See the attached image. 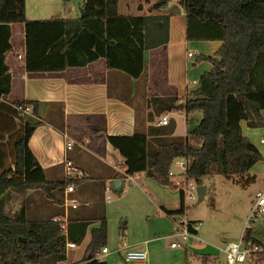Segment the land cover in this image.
Returning <instances> with one entry per match:
<instances>
[{"label": "trees", "instance_id": "trees-1", "mask_svg": "<svg viewBox=\"0 0 264 264\" xmlns=\"http://www.w3.org/2000/svg\"><path fill=\"white\" fill-rule=\"evenodd\" d=\"M167 1L152 0L150 7ZM177 1L183 8L186 39H216L220 44L211 55L195 56L209 61L210 68L184 97L151 100L162 102L159 115L180 106L186 112L199 111V118L188 125L185 137L170 135L172 125L167 123L150 126L148 132L106 134V140L117 150L125 173L143 172L161 184H171L167 170L177 156L187 158L185 174L196 183L210 168L232 180L242 178L243 184L252 181L248 168L264 155L242 133L240 120L248 127H264V0ZM116 4L117 0H81L79 16L26 18L24 0H0V264H55L64 259L58 222L52 216L28 219L22 205L8 214L2 195L8 189L19 193L35 189L55 201V191L61 193L66 184L82 178L47 179L28 148L27 139L40 123L39 102L6 99L10 74L4 52L10 47L9 24H23L27 71L60 70L102 56L107 68L137 77L144 72V50L167 40L169 14H120ZM22 104L30 105L29 113L16 108ZM182 209L179 189V206L164 212L172 215ZM96 219L82 257L70 264H106L96 256L105 243V218L101 214ZM88 223L84 218H67L66 238L79 242ZM242 238L264 246L248 226L243 227ZM260 256L264 261V252ZM201 257L203 264L210 258Z\"/></svg>", "mask_w": 264, "mask_h": 264}, {"label": "crops", "instance_id": "crops-1", "mask_svg": "<svg viewBox=\"0 0 264 264\" xmlns=\"http://www.w3.org/2000/svg\"><path fill=\"white\" fill-rule=\"evenodd\" d=\"M26 1L24 0L26 18L72 17L53 15L50 13L52 7H46L44 4L41 8L32 7L28 10ZM40 2L43 3V0ZM151 2L152 0H120L121 11L117 10L116 4V10L120 14H169L167 40L144 50V72L137 77L107 68L102 56L83 65H69L60 70L27 71L24 68L23 24H9L10 47L4 52V62L10 74V89L6 99H35L39 102L37 118L40 123L33 128L27 139L28 148L43 168L47 179L63 176L64 157L84 174L73 186L72 194L77 198L78 204L69 208L67 218H84L88 219L89 223L82 239L74 242L73 247L67 248L64 251V259L55 264H70L82 257L89 239V228L98 224L96 218L99 215L103 214L105 217L104 203L109 199L104 198L103 187L110 185L114 191L120 189L118 197L131 187L122 183L126 177L122 159L106 140V134L148 132L150 126L165 125L157 123V111L162 102L151 98L184 97L186 92L196 87L199 75L210 68L209 61L195 60V56L211 55L220 44L216 39H186L183 8L177 0H168L158 8H151ZM67 9L69 8L66 7ZM44 12H49V15L42 17ZM17 54L21 57H17ZM179 101L181 99L177 102ZM163 112L168 113L167 123L172 125L170 135L182 137H185L188 125L200 116L199 111L186 112L180 106ZM242 123L244 127L241 126ZM240 128L264 155V127H248L245 120L241 119ZM65 140L72 142L71 148H64ZM247 174L254 177L256 174L264 176V159L254 162L248 168ZM130 177L127 178L136 179L143 184L148 176L143 172H134ZM20 195L23 199L21 205L28 219L63 215L60 192H54L55 201L47 199L35 189H27ZM166 209L170 208L160 205L161 211ZM167 215L169 218L173 216ZM251 229L254 233V228ZM260 238L264 239V236ZM130 240L128 246L146 250L144 240ZM79 246L82 247L78 249ZM220 248L221 246H218L217 250L221 251ZM217 250L207 249L201 255H209L219 262ZM105 256L106 254L101 258L108 264ZM147 263L165 264L153 262L148 257ZM39 264L50 263L42 261ZM171 264L180 263L173 261Z\"/></svg>", "mask_w": 264, "mask_h": 264}, {"label": "rangeland", "instance_id": "rangeland-1", "mask_svg": "<svg viewBox=\"0 0 264 264\" xmlns=\"http://www.w3.org/2000/svg\"><path fill=\"white\" fill-rule=\"evenodd\" d=\"M26 2L28 10L32 7L41 8L44 4L46 7H52L50 13L53 15H75L71 0H65L64 3L62 0H43V3L40 0H35V2L27 0ZM119 2L120 0L117 3V10L121 11ZM66 7L69 9L66 10ZM48 13L44 12L41 15L44 17L49 15ZM241 126L244 127V123ZM210 165L213 166V164ZM170 169L173 173L172 176L169 175L171 184H161L150 177L140 184V181L136 179L129 180L124 177L123 185L131 187L125 190L121 197H118L120 189L114 191L110 185L109 190L104 192V198L106 194L110 196L109 201L104 203L106 232L104 245L109 250L105 256L108 264H126L121 258L120 251H116L120 239L125 240L127 244L130 243V239L144 240L147 257L153 262L171 264L174 261L180 264H203L201 253L207 249L217 250V247H222L226 241H236L240 237L243 227L247 224L245 217L255 191L264 187L263 175L256 174L252 181L244 184L242 178L234 177L236 179L232 180L213 171L212 168L201 176L198 184L205 186L201 197L197 199L195 189L192 198H186L183 195V213H173V217L176 216V218L185 213L186 218L197 222L196 235L198 238L187 237L185 251L181 245L172 249L168 246L169 240L174 237L170 235L173 222L164 211L160 210V205L170 209L179 206L178 186L181 181L179 185L174 183V180L178 179L175 176L178 168L170 164ZM6 192L2 195L1 202L5 211L12 214L22 204L23 199L21 193L13 189H8ZM253 228L256 235L264 236L262 221L255 222ZM194 242L197 243L194 244ZM81 247L79 246L78 249ZM217 251L220 256L219 264H226L223 253ZM208 261L213 263L216 260L209 258ZM234 264L250 263L245 260Z\"/></svg>", "mask_w": 264, "mask_h": 264}, {"label": "built area", "instance_id": "built-area-1", "mask_svg": "<svg viewBox=\"0 0 264 264\" xmlns=\"http://www.w3.org/2000/svg\"><path fill=\"white\" fill-rule=\"evenodd\" d=\"M17 57H21L20 54H17ZM16 108L20 110V112L29 113L30 112V105L29 104H22L16 105ZM168 113L162 112L157 119L158 124H166L168 122ZM72 146V142L69 140L64 141V148L69 149ZM63 163V177L75 178L79 179L84 177V174L81 170L75 167L71 161L67 158L62 159ZM170 164H173L175 167L178 168L175 176L178 179L174 180L176 185L181 184L178 186V189L181 190L182 197L192 198L194 196L193 190L195 189L196 183L192 181V178H189L185 174V168L187 164V158L184 156H177L174 157ZM125 173V172H124ZM126 177L131 178V174L125 173ZM167 174L173 175L170 165L167 170ZM73 182H69L62 188L61 192V202L63 206V215L61 216H52L51 219L58 222L59 230L64 238V251L67 248L73 247L74 242L68 240L66 238V221H67V212L69 208H74L78 204L77 198L72 194L73 191ZM104 192L109 190V186L105 185L103 187ZM184 191L186 193L184 194ZM109 194L105 195V199H109ZM183 208V206H182ZM184 208L182 209V213ZM176 214H181L176 213ZM173 222L172 232L170 233L171 236H174L168 242L169 247H176L178 245L186 246L185 240L187 237H196V230H197V222L193 219H188L185 217V213L180 215L176 218L171 217ZM257 221H262V225L264 227V188L257 190L251 200V204L249 207V211L245 217V226L250 228L253 227L254 223ZM244 226V227H245ZM264 242V239H263ZM221 252L223 253L224 260L226 264H233L234 262H241V261H248L250 264H261L262 258L260 256L261 252H264V246L259 243L250 242V240L244 241L242 238V233L240 237L236 241H227L223 244L220 248ZM108 248L103 245L100 247L99 252L96 254L98 258H101L104 254L108 252ZM116 251H120L121 258L126 264H148L147 263V252L145 249L141 248H134L128 246L125 240L120 239L119 245ZM215 260V259H214ZM29 264V263H27ZM207 264H219V262L213 261V263H209L207 260Z\"/></svg>", "mask_w": 264, "mask_h": 264}, {"label": "water", "instance_id": "water-1", "mask_svg": "<svg viewBox=\"0 0 264 264\" xmlns=\"http://www.w3.org/2000/svg\"><path fill=\"white\" fill-rule=\"evenodd\" d=\"M80 1L81 0H71V5L76 16L80 15ZM195 191H196L197 199H199L204 191V185L196 184Z\"/></svg>", "mask_w": 264, "mask_h": 264}]
</instances>
